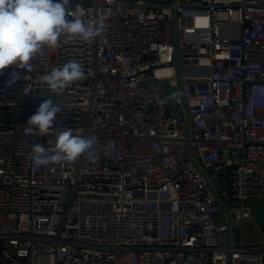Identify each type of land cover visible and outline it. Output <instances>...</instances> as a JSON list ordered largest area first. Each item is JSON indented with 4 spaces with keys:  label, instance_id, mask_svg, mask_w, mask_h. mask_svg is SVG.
I'll return each instance as SVG.
<instances>
[{
    "label": "built area",
    "instance_id": "built-area-1",
    "mask_svg": "<svg viewBox=\"0 0 264 264\" xmlns=\"http://www.w3.org/2000/svg\"><path fill=\"white\" fill-rule=\"evenodd\" d=\"M65 8L69 20L100 21L101 34L62 37L31 68L0 74V264H226L227 229L232 264H264V240L244 239L246 203L264 199V0H68ZM71 60L85 78L52 93L43 76ZM48 97L62 109L54 127L26 135ZM63 128L95 136L92 157L36 165L32 146L52 149Z\"/></svg>",
    "mask_w": 264,
    "mask_h": 264
},
{
    "label": "clouds",
    "instance_id": "clouds-1",
    "mask_svg": "<svg viewBox=\"0 0 264 264\" xmlns=\"http://www.w3.org/2000/svg\"><path fill=\"white\" fill-rule=\"evenodd\" d=\"M67 2L68 0H0V74L10 66L17 69L31 68L30 61L45 47H55L62 37L91 41L101 34L100 21H85L80 17L67 19ZM84 78L85 69L75 60L53 68L43 76L50 91L56 94ZM61 110L60 105L48 97L27 120L29 127L25 129V134L49 132ZM95 144V136L74 135L71 129L63 128L57 130L52 149L34 144L30 156L39 166L74 162L83 154H88L91 158Z\"/></svg>",
    "mask_w": 264,
    "mask_h": 264
},
{
    "label": "water",
    "instance_id": "water-1",
    "mask_svg": "<svg viewBox=\"0 0 264 264\" xmlns=\"http://www.w3.org/2000/svg\"><path fill=\"white\" fill-rule=\"evenodd\" d=\"M174 2H176V0H173ZM173 24H174V45H175V56H174V65L176 67L177 70V90H178V101L183 109V113L185 114V127H186V137L189 139L191 137V114L188 108V104H187V100H186V94H185V88H184V82H183V68H182V46H181V30L178 24V18H177V14L176 11L174 12V18H173ZM177 103V102H176ZM186 155L188 156V158L190 159V161L192 162V164L199 169V171L204 174L205 177L206 173L204 172L203 169H201V166L197 163V161L195 160V158L190 154V149L189 146H187L186 148ZM209 184L212 188V191L216 197L217 203H218V207L220 208V212L222 215V221L224 224L227 223V219H226V213H225V209H224V204L221 202L220 198L218 197V194L216 192V188H214L213 184L211 183L210 180ZM233 202V200L231 199L229 201ZM225 238H226V243H227V262L226 264H232L231 262V257H232V247H233V239H232V233L229 229L226 230L225 232Z\"/></svg>",
    "mask_w": 264,
    "mask_h": 264
},
{
    "label": "rangeland",
    "instance_id": "rangeland-1",
    "mask_svg": "<svg viewBox=\"0 0 264 264\" xmlns=\"http://www.w3.org/2000/svg\"><path fill=\"white\" fill-rule=\"evenodd\" d=\"M223 179L222 186L227 187ZM252 217L245 221L244 239L247 245H257L264 240V199L253 200L246 203Z\"/></svg>",
    "mask_w": 264,
    "mask_h": 264
}]
</instances>
